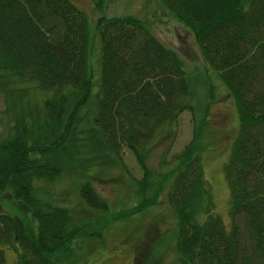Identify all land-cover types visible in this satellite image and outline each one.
<instances>
[{"label":"trees","instance_id":"16d2710c","mask_svg":"<svg viewBox=\"0 0 264 264\" xmlns=\"http://www.w3.org/2000/svg\"><path fill=\"white\" fill-rule=\"evenodd\" d=\"M92 1L102 12L106 0ZM161 3L191 31L239 115L225 165L231 227L214 214L203 166L206 125L194 120L192 140L170 160L165 150L160 171L148 165L156 139L174 131L183 112L195 115L197 87L146 21L101 15L92 31L91 18L72 0H0V95L15 114L0 140V195L27 205L35 226L0 211V264H9L10 250L11 264L69 258L72 241L85 232L67 207L39 198L37 185L54 184L71 164L84 174L123 167V149L143 171L136 212L165 196L175 213L177 264H264V0ZM29 91L40 100L25 102ZM91 178L80 197L108 212Z\"/></svg>","mask_w":264,"mask_h":264},{"label":"rangeland","instance_id":"374dc122","mask_svg":"<svg viewBox=\"0 0 264 264\" xmlns=\"http://www.w3.org/2000/svg\"><path fill=\"white\" fill-rule=\"evenodd\" d=\"M72 1L89 15L92 31L101 15L134 16L146 21L154 36L181 57L197 87L193 101L197 110L195 115L190 111L183 112L173 126L174 131L166 132L160 140L156 139L157 147L148 165L156 172L160 171L165 150L169 149L170 160L190 143L195 129L194 120L195 123L198 120L199 124L206 125L202 139L205 146V177L214 196V214L221 217L230 228L231 196L225 165L233 137L239 128V115L226 87L208 68L191 31L164 8L161 0H106L102 12L96 10L92 0ZM95 41L90 64L96 70L100 49L98 39L95 38ZM24 98L25 102L30 100L35 103L41 95L29 91ZM25 102L22 106L26 105ZM22 106L17 104L18 111ZM207 111L210 115L206 124L203 117ZM14 115L9 111L7 99L0 95V140L5 136L12 122L11 116ZM123 163V167H115L110 171L95 167L88 174L77 171L78 165L71 168V164L54 184L37 185L39 191L36 189V195L39 198L67 207L76 225L85 232L72 241L69 258L63 254L59 256L62 261L60 264H177L174 211L163 196L155 206L138 214L135 207L141 202L138 182L143 178V171L127 149H123ZM89 176H92L96 192L108 204V212L92 210L81 199L79 189L87 183ZM0 211L20 217L29 229L35 230L28 206L16 202L10 194L0 195ZM15 256L13 250L8 252L9 264Z\"/></svg>","mask_w":264,"mask_h":264}]
</instances>
